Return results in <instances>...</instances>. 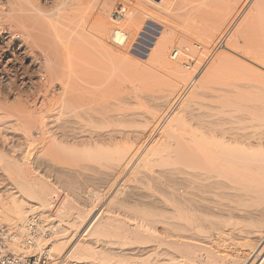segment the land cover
Listing matches in <instances>:
<instances>
[{"label":"bare ground","instance_id":"1","mask_svg":"<svg viewBox=\"0 0 264 264\" xmlns=\"http://www.w3.org/2000/svg\"><path fill=\"white\" fill-rule=\"evenodd\" d=\"M94 2L0 0L7 251L264 264V41L224 43L205 68L161 39L144 62L135 9L124 28L116 0Z\"/></svg>","mask_w":264,"mask_h":264},{"label":"rangeland","instance_id":"2","mask_svg":"<svg viewBox=\"0 0 264 264\" xmlns=\"http://www.w3.org/2000/svg\"><path fill=\"white\" fill-rule=\"evenodd\" d=\"M105 3L106 0H95L91 9L102 10L101 7ZM121 7L125 10L120 12V18L114 22L115 26L122 27L120 24L126 20L124 13L127 14L134 9L140 17L138 21L140 19L142 21L137 22L138 27L133 31V38L131 37L133 49L130 56L144 62L151 58L149 53L151 50L153 52L154 43L162 42L161 39L163 41L167 39L166 42L179 48L194 46L190 47L192 50L195 48L193 53L191 52L192 55L190 54L192 57H189L190 63L195 64L201 60L205 68L213 56L224 51L222 50L224 43L232 44L234 41L242 45L264 41V0H116L115 7L113 6L114 18H117L116 11ZM124 24L125 22L123 27ZM208 53L209 58L206 56ZM2 177L1 175L0 194L9 195L10 191H15L13 187L15 185L10 179L7 180L6 176ZM0 225L8 228L6 223ZM31 254L35 253L27 255Z\"/></svg>","mask_w":264,"mask_h":264},{"label":"built area","instance_id":"3","mask_svg":"<svg viewBox=\"0 0 264 264\" xmlns=\"http://www.w3.org/2000/svg\"><path fill=\"white\" fill-rule=\"evenodd\" d=\"M7 232V228L0 227V264H50L51 259L47 253L20 256L7 251L9 241L5 236Z\"/></svg>","mask_w":264,"mask_h":264}]
</instances>
